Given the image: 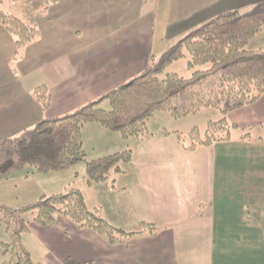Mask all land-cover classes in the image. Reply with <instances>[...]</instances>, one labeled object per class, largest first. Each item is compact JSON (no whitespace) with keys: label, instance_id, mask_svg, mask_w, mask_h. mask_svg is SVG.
<instances>
[{"label":"crops","instance_id":"crops-1","mask_svg":"<svg viewBox=\"0 0 264 264\" xmlns=\"http://www.w3.org/2000/svg\"><path fill=\"white\" fill-rule=\"evenodd\" d=\"M33 1L23 19L39 26L37 39L17 52L15 34L0 26V74H5L0 140L127 84L152 56H164L218 14L250 11L264 0ZM17 53L13 75L11 59ZM42 84L52 97L48 110L33 94ZM228 119L236 125L229 141L195 151H187L175 133L163 134L179 128H149L148 134L124 139L98 123L86 124L84 147L92 159L134 151L133 160L106 182L89 185L86 178L82 187L76 186L88 205L99 207L107 220L127 231L140 230L144 222L159 228L111 244L61 215L52 226L33 223L23 235L35 263L264 264V140L259 139L264 94L230 112ZM243 130L256 134L244 138ZM89 135L98 148L87 144ZM65 172L73 173L55 177V187L75 184L81 170ZM36 193L57 192L38 188Z\"/></svg>","mask_w":264,"mask_h":264},{"label":"trees","instance_id":"trees-1","mask_svg":"<svg viewBox=\"0 0 264 264\" xmlns=\"http://www.w3.org/2000/svg\"><path fill=\"white\" fill-rule=\"evenodd\" d=\"M0 23L16 36L17 52L41 35L38 25L2 9ZM254 9V10H253ZM252 11L238 9L218 14L194 29L164 55L160 65L155 58L139 75L127 84L105 93L68 114L46 118L35 127L0 140V182L14 171L32 166L37 172L67 171L85 164L88 184L106 182L122 164L133 160L134 151L127 149L99 158H89L84 147V127L98 123L122 138L139 137L150 133L148 121L158 111L166 110L174 118L196 115L204 108L219 109L223 116L210 119L204 132L198 126L187 134L175 133L187 151L229 141L236 125L228 114L255 103L264 94V45L249 50L247 45L264 30V1ZM190 54L188 65L194 68L210 63L207 70H196L186 78L177 72L161 74L176 60ZM153 62V63H152ZM34 96L44 110L52 106L48 85L34 89ZM108 101L111 108L102 104ZM264 130V125H263ZM248 131L244 138H252ZM259 139L264 140V132ZM66 216L80 228H90L109 243L118 244L145 232L155 233L159 226L144 222L138 231H127L107 220L99 207L91 208L83 191L72 184L65 191L42 194L25 206L15 208L0 204V221L11 237L2 243L5 253L11 252L8 264H36L29 248L22 240L31 231V225L52 226L59 216Z\"/></svg>","mask_w":264,"mask_h":264},{"label":"rangeland","instance_id":"rangeland-1","mask_svg":"<svg viewBox=\"0 0 264 264\" xmlns=\"http://www.w3.org/2000/svg\"><path fill=\"white\" fill-rule=\"evenodd\" d=\"M30 2L34 3L33 0H4L1 6H2V9L7 12L13 13L19 17L23 15L21 17L22 19L23 18L28 19L27 5ZM250 11H252V9H250ZM250 11L244 10L241 13H246ZM0 26H3V25L0 23ZM263 45H264V30L261 31L259 34H257V36L247 45V49L252 50V49L259 48ZM163 57H164L163 55L162 56L160 55L158 59L155 60L154 65L158 67ZM190 58H191L190 54L186 52V56L180 60H176L173 64H171V66L168 67V69L164 73L161 74V77L164 78L167 72L173 71V72H177L181 76L189 78L190 76H192V74L196 70H207L211 67L210 63H206L203 65L196 66L194 68H190L188 65ZM18 59H19L18 53L15 54L14 57L11 59L10 67L11 69H13V71L11 70V73L13 75L14 73H16V65H17ZM4 76L5 74H0V91L4 89L3 87V82H4L3 77ZM10 88L11 87H9L8 90ZM102 106L105 108H108V110L111 108L110 103L108 101H105L102 104ZM222 116L223 114L219 109L204 108L200 111L199 114L177 119V118H174L169 111L162 110V111H158L155 114V116L152 117L148 121V126L151 130H155V128H163V127L169 128L170 130L179 128L178 130L180 131L182 130L184 134H187L193 127L198 126L201 129V131L204 132L210 118L214 120H218L222 118ZM238 131L241 132V130H238ZM248 131L250 130H243V133H247ZM110 132L119 134L118 132H114V131H110ZM263 132L264 130L262 131V133ZM252 133L254 135L256 134L255 131H253ZM2 136L4 135H0V138H2ZM89 137L90 139L88 140ZM89 137L87 138V144L88 145L91 144L95 148H98L99 142H96L92 135H89ZM91 151L93 152V149ZM76 167L77 168L75 169L81 170V173L78 178L74 177L76 180V183L75 184L71 183V184L72 186H75V187L76 186L82 187L84 181L87 178L85 164L81 163ZM72 169L73 168L69 169L68 171H75V169L74 170ZM69 173H73V172L62 171L61 173L60 172L40 173V172H37L32 166H27L21 170H16L8 178L0 182V204L7 203V205L15 207V208L25 206L26 204L38 198L39 195H37V193L36 195L35 194L33 195L34 191L38 190V188H42V190L48 191V193L58 192L60 190L63 191L67 187H69V185H67L64 188L59 189L60 187H55L53 185V182L58 180L55 177H59V175H62L67 178L68 176L71 175ZM3 242L10 243L11 237L7 233L4 223L0 221V264H8L11 261L12 253L11 252L5 253L4 246L2 245Z\"/></svg>","mask_w":264,"mask_h":264}]
</instances>
